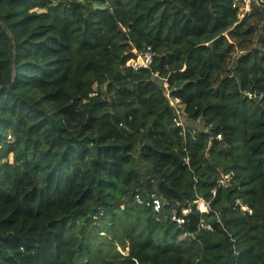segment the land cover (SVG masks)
<instances>
[{"label":"trees","instance_id":"trees-1","mask_svg":"<svg viewBox=\"0 0 264 264\" xmlns=\"http://www.w3.org/2000/svg\"><path fill=\"white\" fill-rule=\"evenodd\" d=\"M237 1L0 0V264H264V3Z\"/></svg>","mask_w":264,"mask_h":264},{"label":"built area","instance_id":"built-area-1","mask_svg":"<svg viewBox=\"0 0 264 264\" xmlns=\"http://www.w3.org/2000/svg\"><path fill=\"white\" fill-rule=\"evenodd\" d=\"M253 2H256L257 4H263L264 0H239L233 4L234 7L239 8L240 18H243L244 16H246L252 11ZM153 62H154L153 53L151 51V48H148L144 52H136V56H133L132 58L127 60L126 66L132 68L133 70L148 69L149 67H151ZM168 98H169L170 104L173 106L174 111H175L174 121L177 126L183 128L182 133L185 134L188 128L185 127V123L183 120L184 105L179 100L172 99L171 97H168ZM217 137L218 139H222V135L220 134ZM229 178H230L229 175L222 176V178L219 179V183L221 185H227ZM136 199L139 203L145 202L144 200L141 199L139 195L136 196ZM195 202L197 203L198 208L200 209L201 212L209 211V203L205 201L204 199L199 198ZM146 204L148 206H152L156 211H161L163 202H162V199L158 195L152 194L151 199L147 200ZM188 212L189 211L187 209L184 210L185 214H187ZM174 219L177 220V222L180 224L185 222V219L181 216H174ZM201 226L205 229H212V226L206 222H203ZM124 254L127 255V253H124Z\"/></svg>","mask_w":264,"mask_h":264},{"label":"rangeland","instance_id":"rangeland-1","mask_svg":"<svg viewBox=\"0 0 264 264\" xmlns=\"http://www.w3.org/2000/svg\"><path fill=\"white\" fill-rule=\"evenodd\" d=\"M183 120L185 123V127L188 129H191L192 131H198L200 129H202V124L200 122H194L192 120L187 119V117L185 115H183ZM123 253H127L126 251H124ZM80 264V263H78Z\"/></svg>","mask_w":264,"mask_h":264},{"label":"water","instance_id":"water-1","mask_svg":"<svg viewBox=\"0 0 264 264\" xmlns=\"http://www.w3.org/2000/svg\"><path fill=\"white\" fill-rule=\"evenodd\" d=\"M96 9H105L106 6H101V5H96L95 6ZM12 84H10L9 86H11Z\"/></svg>","mask_w":264,"mask_h":264}]
</instances>
